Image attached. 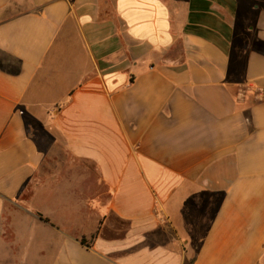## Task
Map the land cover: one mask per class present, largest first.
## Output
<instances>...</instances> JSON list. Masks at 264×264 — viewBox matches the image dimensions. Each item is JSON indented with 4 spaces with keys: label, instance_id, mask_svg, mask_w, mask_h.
<instances>
[{
    "label": "crops",
    "instance_id": "1",
    "mask_svg": "<svg viewBox=\"0 0 264 264\" xmlns=\"http://www.w3.org/2000/svg\"><path fill=\"white\" fill-rule=\"evenodd\" d=\"M263 90L264 0H0V259L264 264Z\"/></svg>",
    "mask_w": 264,
    "mask_h": 264
},
{
    "label": "rangeland",
    "instance_id": "2",
    "mask_svg": "<svg viewBox=\"0 0 264 264\" xmlns=\"http://www.w3.org/2000/svg\"><path fill=\"white\" fill-rule=\"evenodd\" d=\"M10 241L14 240L12 234L9 235ZM8 240V238H7ZM3 254H6L2 259H0V264H32L34 258H27L26 261L24 256L22 255V250H20L17 246H10L5 250H2ZM25 262V263H24Z\"/></svg>",
    "mask_w": 264,
    "mask_h": 264
},
{
    "label": "built area",
    "instance_id": "3",
    "mask_svg": "<svg viewBox=\"0 0 264 264\" xmlns=\"http://www.w3.org/2000/svg\"><path fill=\"white\" fill-rule=\"evenodd\" d=\"M262 97H264V90L262 92ZM156 216L160 223L162 224H168V218L161 213V210H156Z\"/></svg>",
    "mask_w": 264,
    "mask_h": 264
},
{
    "label": "trees",
    "instance_id": "4",
    "mask_svg": "<svg viewBox=\"0 0 264 264\" xmlns=\"http://www.w3.org/2000/svg\"><path fill=\"white\" fill-rule=\"evenodd\" d=\"M44 219L47 220V218H44ZM93 236H94V235H92V237H93ZM80 242L83 243V244H86V245L88 244V241H87V239H86L85 237H81V238H80Z\"/></svg>",
    "mask_w": 264,
    "mask_h": 264
}]
</instances>
